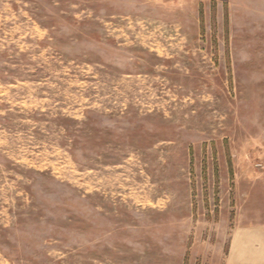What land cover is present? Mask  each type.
Masks as SVG:
<instances>
[{"label":"rangeland","instance_id":"374dc122","mask_svg":"<svg viewBox=\"0 0 264 264\" xmlns=\"http://www.w3.org/2000/svg\"><path fill=\"white\" fill-rule=\"evenodd\" d=\"M263 231L264 0H0V264H264Z\"/></svg>","mask_w":264,"mask_h":264},{"label":"crops","instance_id":"0c3cea01","mask_svg":"<svg viewBox=\"0 0 264 264\" xmlns=\"http://www.w3.org/2000/svg\"><path fill=\"white\" fill-rule=\"evenodd\" d=\"M264 232V231H263ZM256 233V232H255ZM248 234L246 233H237L234 237L233 241V250H232V256L234 257L240 248V242L247 236ZM249 252V251H248ZM257 255V253L255 254Z\"/></svg>","mask_w":264,"mask_h":264}]
</instances>
